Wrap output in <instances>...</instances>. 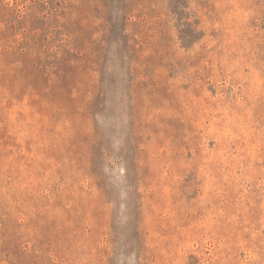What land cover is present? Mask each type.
Wrapping results in <instances>:
<instances>
[{
  "label": "rangeland",
  "instance_id": "obj_1",
  "mask_svg": "<svg viewBox=\"0 0 264 264\" xmlns=\"http://www.w3.org/2000/svg\"><path fill=\"white\" fill-rule=\"evenodd\" d=\"M0 264H264V0H0Z\"/></svg>",
  "mask_w": 264,
  "mask_h": 264
}]
</instances>
